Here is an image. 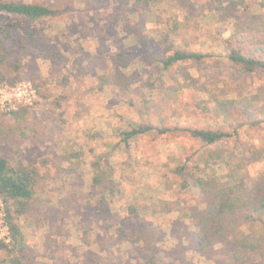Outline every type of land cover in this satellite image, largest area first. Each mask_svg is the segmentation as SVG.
I'll return each mask as SVG.
<instances>
[{
	"label": "rangeland",
	"instance_id": "374dc122",
	"mask_svg": "<svg viewBox=\"0 0 264 264\" xmlns=\"http://www.w3.org/2000/svg\"><path fill=\"white\" fill-rule=\"evenodd\" d=\"M23 1L56 12L0 34V83L30 82L36 91L31 104L0 105V156L40 171L28 211L15 220L24 248L0 250V264L22 254L25 264H234L232 241L229 249L197 250L184 212L202 204L201 194L171 169L202 161L225 185L251 186L264 174V71L236 78L227 58L239 48L264 59V9L231 0L220 9L216 0H157L150 8L129 0ZM8 18L23 19L0 12ZM172 46L210 56L165 67ZM235 105L244 119L229 117ZM144 123L237 126V133L212 145L180 130H154L129 144L117 134ZM100 158L113 166V188L93 183ZM253 257L243 264H262Z\"/></svg>",
	"mask_w": 264,
	"mask_h": 264
},
{
	"label": "trees",
	"instance_id": "16d2710c",
	"mask_svg": "<svg viewBox=\"0 0 264 264\" xmlns=\"http://www.w3.org/2000/svg\"><path fill=\"white\" fill-rule=\"evenodd\" d=\"M136 1L150 8V3L157 0H129ZM222 0H216L217 8H222ZM237 8L249 9L253 4H258L264 9V0H231ZM0 12L23 17L2 20L0 19V34L11 37L12 34L23 28L28 21L39 20L52 16L56 10L41 2L0 1ZM264 24V13L261 14ZM169 55L162 59L165 67L186 60H202L208 53L187 50L181 47H169ZM231 62V70L234 77H243L254 72L264 71V59L253 49L232 48L227 53ZM0 79L4 76L0 73ZM196 97V96H195ZM196 105L206 111L211 107L203 100L195 98ZM236 111H229V117L240 114L238 106H233ZM241 108V107H239ZM214 110V109H213ZM217 112V109L214 110ZM20 110L13 111V115ZM244 119V118H243ZM243 119H236L239 123ZM231 120V119H229ZM2 123L0 121V130ZM237 127V126H236ZM225 130L223 128L205 127H179L160 128L151 123L138 124L130 128L120 127L117 134L125 144L147 132L157 130L161 133L169 130H180L198 138L202 142L212 145L218 141L233 136L237 128ZM103 158L92 162L93 183L108 184L113 188L115 179L112 177L113 166H102ZM189 165L187 162L173 167L171 170L176 176L181 177L182 185L187 187L189 183L197 188L201 194V203L184 212V216L192 221L193 233L196 237L197 250L201 253L213 250L217 244L232 241L235 246L232 250L227 247L228 255L234 264H243L258 257L264 264V174L251 186L243 183L223 184L213 169L208 165L201 166L200 162ZM200 172V173H198ZM40 178L38 165L19 163L12 165L5 157L0 156V199L5 202L7 220L10 225L13 239L10 243L0 241V250L7 249L12 252L15 247L24 248V240L19 224L15 221L21 214L28 211L29 201L35 194V186ZM135 210V209H134ZM241 211V212H240ZM13 247H10V245ZM11 250V251H10ZM22 254L20 257H10L11 264H25ZM258 259V261H260ZM224 264H227L226 262Z\"/></svg>",
	"mask_w": 264,
	"mask_h": 264
},
{
	"label": "built area",
	"instance_id": "2783aa9c",
	"mask_svg": "<svg viewBox=\"0 0 264 264\" xmlns=\"http://www.w3.org/2000/svg\"><path fill=\"white\" fill-rule=\"evenodd\" d=\"M36 97V91L30 82H20L10 87L0 83V105L3 108L16 109L17 101L31 104ZM13 239L12 231L7 220L5 203L0 199V241L10 243Z\"/></svg>",
	"mask_w": 264,
	"mask_h": 264
}]
</instances>
